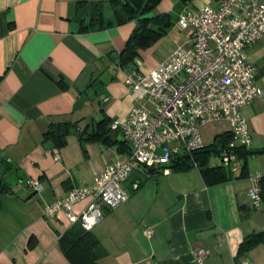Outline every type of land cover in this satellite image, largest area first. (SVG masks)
<instances>
[{
    "label": "crops",
    "instance_id": "1",
    "mask_svg": "<svg viewBox=\"0 0 264 264\" xmlns=\"http://www.w3.org/2000/svg\"><path fill=\"white\" fill-rule=\"evenodd\" d=\"M109 1L0 0V181L10 189L0 192V264H70L59 237L72 224L63 213L45 219L44 207L93 185L108 165L129 156L130 149L122 152L120 144L83 142L75 132L61 147L46 136L60 123L78 132L94 129L104 117L122 123L139 104L125 84L133 66L120 61L138 22L84 32L77 21L78 3ZM215 5V0H162L150 16L169 14L176 23L185 12ZM105 20H114L109 7ZM173 27L139 50L140 72L152 71L187 43L188 31L176 33ZM248 58L264 88V40L248 50ZM242 114L251 149L264 150V99ZM112 133L123 140L120 131ZM5 165L11 170L4 172ZM249 172L264 176V154L249 158ZM237 177L207 186L199 170L165 175L136 166L124 184L130 200L116 210L102 207L104 220L92 230L108 252L99 264H197L201 249L210 252L204 264H264V246L238 254L245 237L264 231V208L251 207L249 180ZM28 179L41 180L45 190L34 193ZM94 202L88 198L73 211L80 215Z\"/></svg>",
    "mask_w": 264,
    "mask_h": 264
},
{
    "label": "built area",
    "instance_id": "2",
    "mask_svg": "<svg viewBox=\"0 0 264 264\" xmlns=\"http://www.w3.org/2000/svg\"><path fill=\"white\" fill-rule=\"evenodd\" d=\"M215 2V6L179 16L173 31H188L186 44H180L152 71L143 73L135 67L127 75L125 84L139 104L124 122L112 123L130 147L127 160L108 165L93 185L75 188L47 204L45 219L63 213L70 224L81 223L92 231L104 220L102 207L116 210L130 200L124 184L136 166L169 175L175 159L205 150L202 129L214 122H227L234 137L223 153V165L234 174L241 172L233 149L252 146L242 111L264 99L257 68L248 58V50L264 40V0ZM261 179L258 173L249 178L247 196L256 210L263 207ZM26 186L37 194L45 190L41 180L28 179ZM139 188L140 184H133L134 191ZM88 198L95 202L76 215L74 205ZM209 256V251L199 250L197 264H204Z\"/></svg>",
    "mask_w": 264,
    "mask_h": 264
},
{
    "label": "trees",
    "instance_id": "3",
    "mask_svg": "<svg viewBox=\"0 0 264 264\" xmlns=\"http://www.w3.org/2000/svg\"><path fill=\"white\" fill-rule=\"evenodd\" d=\"M161 1L111 0L107 3L80 2L77 5V21L79 22L80 29L84 32L104 29L114 24L121 25L134 20L137 21L138 28L128 40L120 60L122 66L131 65L133 66L132 68H135V60L139 56V50L152 47L175 24L172 16L169 14L150 16ZM107 7L114 14L113 21L106 22L105 20ZM111 126L112 121L108 117H104L94 125V129L90 130L87 127L85 130L78 132L75 125L66 122L52 127L46 136L61 147L64 145L66 137L75 132L83 142H101L109 146L120 144L122 152H129L130 147H127L128 144L124 139L119 141V135H113ZM233 140L234 137L231 132L219 134L215 138V142L207 145L205 150L194 153L187 159L184 157L175 159L169 169L175 173H187L196 168L200 171L207 186L219 185L225 181L234 179V176H238L237 179L247 178L249 180L250 175H252L249 172V158L264 154V150L253 151L251 148L246 149L245 147L233 149V153L239 159V164L237 163V165L241 167L239 174H234L230 166L210 167L208 165V158L212 154L221 155L228 151L230 149L229 145ZM210 150H213V153H209L208 151ZM226 167H229V169ZM9 170H11V166L5 165L4 172ZM261 189L262 208H264V176L261 179ZM9 190V185L5 180L0 181V192L6 193ZM59 244L70 264H99L100 260L108 255L107 250L104 249L94 233L86 231L81 223L73 224L64 233L60 234ZM259 246H264V231L254 232L245 237L240 244L238 254L248 253Z\"/></svg>",
    "mask_w": 264,
    "mask_h": 264
},
{
    "label": "rangeland",
    "instance_id": "4",
    "mask_svg": "<svg viewBox=\"0 0 264 264\" xmlns=\"http://www.w3.org/2000/svg\"><path fill=\"white\" fill-rule=\"evenodd\" d=\"M228 128V123L224 122V121H219V122H214L211 123L207 126H205L202 129V136H203V140L205 142L206 145L209 144H213L215 142V138L219 135L225 132V130ZM222 156L221 155H215L212 154L209 158H208V165L210 167H217V166H224L223 162H222ZM229 169V167H226ZM196 173V171H198V169H193Z\"/></svg>",
    "mask_w": 264,
    "mask_h": 264
},
{
    "label": "water",
    "instance_id": "5",
    "mask_svg": "<svg viewBox=\"0 0 264 264\" xmlns=\"http://www.w3.org/2000/svg\"><path fill=\"white\" fill-rule=\"evenodd\" d=\"M209 153H213V150L208 151ZM185 159L189 158V155L184 156Z\"/></svg>",
    "mask_w": 264,
    "mask_h": 264
}]
</instances>
